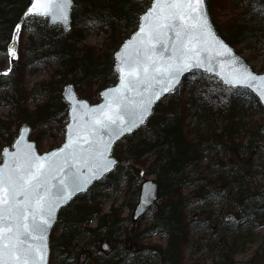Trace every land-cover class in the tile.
Listing matches in <instances>:
<instances>
[{"label": "trees", "instance_id": "obj_1", "mask_svg": "<svg viewBox=\"0 0 264 264\" xmlns=\"http://www.w3.org/2000/svg\"><path fill=\"white\" fill-rule=\"evenodd\" d=\"M74 1L72 28L69 31H63L60 26L38 27L39 35L51 49L48 56L56 58L59 67H62L54 73L60 77L59 80H50L43 84L45 95L51 94L48 101L32 112L35 113L38 124L36 129H40L42 133H45L53 122H64L68 119V107L61 96H58L59 93L50 88L52 82L57 85L58 82L65 84L70 80L76 85L80 97L89 101L94 99L90 89L93 84L98 83L99 91L116 83L114 52L136 30L141 14L151 3V0ZM248 1L233 0L238 6ZM261 1L262 4L256 3ZM252 3L250 10L244 12L245 20L243 19L241 24L223 25L218 23L214 16V0H207L209 13L218 33L234 48L252 35L254 39L264 36V0H252ZM28 4L29 0H0V48L6 50L14 41L17 24L21 25V29L15 41L18 46L21 45V36L28 27L24 24L26 18L23 17ZM30 18L36 20L38 17L27 19ZM85 25H89V28H82ZM95 25H98L97 32H106L110 36L106 48L101 51L82 44L86 38L85 32L91 29L93 31ZM237 52L240 53L239 50ZM30 63L29 60L22 61V68H12L11 73L7 75L1 73L0 88L5 89L7 93L12 82L14 91L20 88L18 81L21 79V71L18 76L14 74L12 78L13 71L17 73L22 70L23 81L25 69ZM199 75L200 78L192 85L189 98H184L177 89L166 101H160L156 105L145 127L124 136L115 145L113 153L120 162L114 172L108 174L104 180L96 182L86 194L76 197L61 209L55 226L60 235L54 236L53 232L50 236L51 258L56 255L61 264H70L73 260H79L78 255L82 253L80 245L86 243L87 239L89 244H86V249L92 246L99 249L101 239L105 237L110 241L112 248L113 242L117 243V250L110 252L107 257L105 254L102 257L100 252H96L93 255L95 264H184V249L189 241L190 225L185 208L195 203L202 206L199 207L200 211L206 210L207 203L215 199V196L220 200L224 194L225 198L218 201L223 209L220 217L233 213L235 222L230 224L232 228H241L243 224L253 225L254 221L258 222L255 226L258 228L264 223V181L261 187H239L238 180H244L252 174L248 173L249 168L246 169L235 161L230 163L231 160L226 158L232 148L243 145V136L247 133L251 136L247 147L259 149L260 142H264V124H252L246 121L244 116H240V110L231 106H219L220 99L216 101L211 93L216 86H220L224 90L221 96L227 97L229 101L231 98L227 91L246 92L256 98L246 89L225 87L208 74ZM188 82L191 83L190 79ZM217 89L219 93L222 91ZM97 97L99 98L98 92ZM8 99L12 100L15 106L12 102L11 105ZM8 99L5 100V106L14 107V113L11 115L19 119L24 111L23 104L20 111L21 102L9 96ZM256 102L262 108L257 99ZM225 109L226 120L220 126L218 113ZM10 127L11 122L0 118V161L1 148L7 143L4 135L11 134ZM38 130L32 131L31 139L40 150L37 141L40 135ZM62 131L64 132V129ZM237 139L240 142H236ZM207 151L213 154L224 152L225 159L218 158L217 161L220 172L216 179L222 182L221 189H211L213 179L198 172ZM222 161L225 162L222 164ZM189 168L192 170L190 174L187 173ZM141 172L145 177L155 176L159 186V198L150 224L143 225L144 217L139 220L130 218L132 224L128 228L121 213L123 209L132 210L137 203ZM123 182H126L128 188L123 205L113 206L109 212H103L102 201L109 196L103 189L111 186L116 193ZM197 182L204 184L190 194L184 193L186 187H192ZM211 217L208 216L209 219ZM94 220H97V225L90 227ZM157 232L167 236L165 245L148 242ZM228 237H219L224 248H227L225 243L230 242ZM224 257L228 264L233 263L225 254ZM192 264L203 263L194 261ZM236 264H264V244L259 245L247 262Z\"/></svg>", "mask_w": 264, "mask_h": 264}, {"label": "snow or ice", "instance_id": "obj_2", "mask_svg": "<svg viewBox=\"0 0 264 264\" xmlns=\"http://www.w3.org/2000/svg\"><path fill=\"white\" fill-rule=\"evenodd\" d=\"M204 2L156 0L155 17L147 30L140 29L138 45L121 57V84L114 90L120 95L91 109L89 123L75 129V139L69 128L68 143L60 152L40 157L31 145L22 149L20 140L15 153L4 150L12 163L0 169V264H44L46 233L56 208L111 170L117 163L108 157L113 140L143 124L154 100L172 91L184 72H213V60L227 58L218 61L221 70L225 63L230 66L223 82L254 91L264 101V77L236 67V57L209 25ZM71 6L72 0H32L24 16L65 22ZM20 29L17 24L14 40ZM165 52L170 53L167 59ZM9 54L15 58L14 48H9ZM127 92L138 99L127 97ZM81 141L88 148L79 147Z\"/></svg>", "mask_w": 264, "mask_h": 264}, {"label": "rangeland", "instance_id": "obj_3", "mask_svg": "<svg viewBox=\"0 0 264 264\" xmlns=\"http://www.w3.org/2000/svg\"><path fill=\"white\" fill-rule=\"evenodd\" d=\"M214 2V16L216 18V21L221 24L223 23V25H233L237 23L241 24L243 19L245 20V17H243L244 12L250 10L251 5L254 3H252V0H249L247 3L238 6L237 2H233V0H214ZM256 3L262 4V1ZM258 7L260 6L258 5ZM24 18H26L24 24L28 25V27L21 36V45L18 46V43H16V41L14 40L8 45L9 47L7 46L8 48L6 50L4 48H0V74L4 72L10 74L12 68H14L15 70L16 67L18 68V66L22 68V61H31L28 68L25 69L23 81L22 70H19L17 73L13 71L12 78L14 74L18 76L21 71V79H19L18 81L19 85L21 86L20 88H17L14 91L13 82L12 85H10L11 88L7 89V93H5V89L0 88V118L7 122H11V134L4 135L7 143L2 146L1 150L5 146L11 145L22 124H28L31 127V132H35V130H38L36 129V126L38 125L36 122V116L34 115L35 113L33 114L32 112L46 104L51 94L47 93L45 95L43 91V84L50 80H59L60 77L54 73L55 70L62 68L59 67L60 64L56 60V58L48 56V53L51 52V49L48 45H46V41L42 39V36L39 35L38 32V27L43 28L44 25H49L47 18L38 17L36 20H34L33 18L27 19L28 17ZM246 20H248V18ZM49 26L52 27V25ZM82 28H89V25L82 26ZM97 29L98 25H95L93 31L92 29L86 31V38L82 44L87 46L90 45L101 51L106 48V44L110 40V36L106 32H97ZM9 48H14L16 54L15 58H13L9 54ZM235 49L239 50V54L246 59V61L255 71H257L258 73L264 72V36L260 37L259 39H254L252 35L249 37V39L237 44V48ZM197 78H200V75L194 74L192 77H190L191 83L185 81L178 88L184 98H189V92L192 88V85L194 84V81ZM70 83L74 84L73 82H70V80L65 84H61V82H58L57 85L55 82H52L50 88L54 89L53 91L59 93L58 96H61L62 99L63 88L65 85ZM217 88L221 89L222 91L219 93ZM90 89L91 94L94 98L91 102L96 103L95 101L97 99H101L99 93L102 89L98 91V83L93 84ZM97 92L99 98L97 97ZM222 92H224V90L220 86H216L215 90L211 93L216 101L217 99H220L219 106L222 105L223 108H230L231 106L236 110H240V112L238 113L241 117L244 116V119L246 121H250L252 124H255V122L257 124H264V112L256 102V99H254L249 93L227 91L228 95H230L231 98V100L229 101L227 97L221 96ZM8 96L21 102L20 111H22L23 104L24 111L21 112V117L19 119L14 115H11V113H14V107L5 106V100L8 99ZM8 100L10 103L12 102V100ZM162 101H166V99ZM13 105L15 106L14 103ZM226 113V109L218 113V124H220V126H222L224 124V121L226 120ZM67 121L64 120V122H53L49 129H46L45 133H42L40 129L38 130V132H40V135L38 136L37 141L41 147L40 152L48 151L51 148L58 147L64 141V132L62 131V129H64ZM250 137L251 136L249 133L245 134L243 136V145H240L238 148H232L231 153L228 155L229 157H226L228 158L227 160H231L230 163L235 161L240 166L246 169L249 168L248 173L252 174V176L248 175L246 179L241 181L238 180L237 182L238 186H243V188H253L255 186L261 187V184H263L264 181V142L263 144L262 142H260L259 149H257L256 147L251 149L250 147H247ZM235 141L240 142L238 141V139ZM218 158L225 159L223 151H219L217 154H213L210 151H207L205 154V158L200 164V171H198L213 179V183L210 186L211 189L222 188V182L216 179V176H218V173L220 172V166L217 162ZM224 162L222 161V164ZM190 172H192L191 168L187 170L188 174H190ZM140 176V188L142 183L146 179H155L154 175L145 177L143 172H141ZM203 184L204 183L197 182L192 187H186L184 189V193L190 194L198 187H202ZM127 189L128 188L126 182H123L121 184L120 189L116 193L113 192L111 186H106L103 191L106 192L109 196L105 197L102 201L101 205L103 212H109L111 210V207L113 206L118 207L121 204L123 205V202L126 198ZM214 198L215 199L207 203V206L205 205L206 210L202 209L200 211L199 207L201 205L195 203L185 208V213L188 216L190 225L188 236L189 241L184 249V264H192L194 261H199L203 264H228L224 257V254L233 261V263L231 264H236L237 262L245 263L251 258L253 254H255V252L259 248V245L264 244V223L262 225H259L258 228L255 227L258 224L257 221H254L253 225L243 224L241 228H232L230 224L235 222V215L233 213L222 218L220 217L221 211H223V209L221 208V205L218 201L224 199L225 194L220 200H218L216 196ZM259 206L260 205H258V207ZM154 209L155 206L152 207L146 214V216L144 217L145 220L143 222V225L150 224L153 221ZM121 215L125 219L133 218V209H123ZM196 216H204L205 219H201L202 222L195 221L194 218ZM208 216L212 217L209 219ZM126 223L127 225L125 226L130 228L132 224L131 219ZM95 225V222H92L89 226L95 227ZM54 229V236H58V234H60V231H58L56 228ZM220 236H229L228 238L230 242L225 243V246H227V248H224V244L219 240ZM166 241L167 236L157 232L153 235L151 240L149 239L148 242H155L165 245ZM233 241L236 242L234 243ZM88 242L89 240L87 239L86 243L80 245V249H82V256L87 257L81 259V256L78 255L79 260H73L72 262H70V264H95L96 262L93 255L96 252H100L102 257L104 256V254L106 255L105 257H107L110 252H114L117 250L115 249V244H117L116 242H113L114 248H112L111 245L108 246L107 250H104L101 247V245H103L104 243H110V241H108L105 237L101 239L99 249L95 246H92L90 249H86V244H89ZM98 254L99 253H97V255ZM58 258L59 257L56 255L53 256L50 260V264H61Z\"/></svg>", "mask_w": 264, "mask_h": 264}, {"label": "water", "instance_id": "obj_4", "mask_svg": "<svg viewBox=\"0 0 264 264\" xmlns=\"http://www.w3.org/2000/svg\"><path fill=\"white\" fill-rule=\"evenodd\" d=\"M31 3H32V0L29 1V4H28L26 10L31 6ZM74 4H75V2H74V0H72V6L69 8V10L67 12L68 19L65 22H61L59 20L53 21V19L51 17H41V18H47L49 25H52V26L53 25H59L64 31L67 32L72 27V13H73ZM155 5H156V0H152L150 6L146 9L145 12H143L141 14L136 30L128 38H126L122 42L120 47L114 52L113 68H114V71L117 75V82L113 85H110V86L103 88L100 91L101 100L99 102L91 103L86 98L80 97L77 90H76L75 85L72 83L64 86L63 91H62V99L69 107V109H68V122L66 123L65 128H64L65 129L64 141L58 147H55V148L48 150V151H45V152H40L38 150L36 142L34 140H31V138H30L31 127L28 124L24 123L19 128L17 136L14 138L12 145L6 146L2 150V161L0 163V169H4L5 165H10L12 163L10 156L5 155L4 150L7 149L9 154L15 153L17 150L15 145H16V142L18 140H20V146L22 149L26 148L28 145H31L32 151H34L35 154L40 156V157L48 156L53 152H60V150L63 149L64 146L68 143V137L70 135L69 128L73 129V132L71 133V135L75 139V136H76L75 129L77 127H84L89 123L90 115H91V113H90L91 109H95V108H98L99 106L105 105L106 103H108L113 98L114 95H120L119 93H115L114 90L119 88L120 84H121V72H120V68L122 67L121 57L126 55V54L132 53L134 51L135 47L138 45V39L137 38L140 36V29L143 27L147 30L148 25L152 22L153 18L155 17V14H156V12L154 11ZM204 8H205V11L207 14L209 25L211 26L214 35L216 36V38L218 40L222 41L232 51L233 56L236 57V59H237L236 67L247 68L251 73H253L257 77H264V72L258 73L257 71H255L249 65V63L246 61V59L242 55H240L235 50V48L233 46H231L228 42H226V40L218 33L216 27L214 26V24L212 22V19H211L209 10H208V6H207V0H205V2H204ZM150 13H151V15H149ZM160 54H161L160 50L158 49L157 55H160ZM169 55H170L169 52L163 53V57L165 59H167V57ZM226 59L227 58H224V57H217L216 59H214L213 65L215 67V71H213V72H206L203 69H195L192 71L184 72L179 77V83L175 85V87L172 91L163 93V95L160 97L159 100H154V102L151 106L150 112L147 115V117L145 118L143 124H139L137 127L133 128L130 132H125L118 139L113 140L111 148L108 152V157L110 159H114L117 163L111 167L110 171L104 173V175L102 177H100L99 179H93L86 186V189L84 191L75 192L66 203H62L56 208V211L54 213V220L51 224V227L48 228L47 233H46V239H45L46 250H45L44 264H50V257H51L50 236H51V233H52V231H53V229H54V227L58 221V214H59L60 209L62 207L67 206L76 196L86 193L89 190V188L95 182L103 180L108 174H110L111 172H113L116 169L117 165L119 164V159L115 155H113V150H114L115 145L118 143V141L123 139L124 136L132 134L135 130L144 127L147 124V122L149 121L150 117L153 115V112L155 110L156 105L160 101L166 99L171 93L175 92L180 87V85L183 83L184 79L187 78L191 74L200 73V72L205 73V74H208V75H211V76L217 78L224 86L230 87L229 85L225 84L223 82V79H222V76L225 75L229 71L230 66L227 63H225L223 70H221V68L219 67V63H218V61H224ZM258 83H259V81H258ZM157 87H159V86L157 85ZM240 89H246L252 95H254L264 110V101H262L260 99L259 95L256 92L251 91L247 88H240ZM125 95L129 98L138 99V97L135 96L134 92H127V93H125ZM74 116H75V120L73 119ZM21 136L23 137L22 140H21ZM105 139H107V137H105ZM79 147L86 149V148H88V145L84 144L81 141ZM70 163H71V161H70ZM82 170L85 172V174L87 173V169H82ZM158 196H159L158 183L154 179L145 180L142 183L141 188H140L138 201H137V204L134 208L133 218L135 220H138V219L142 218L143 216H145L146 213L150 210V208L154 205V203L158 200ZM201 219H203V216H196L195 217V220H201ZM108 246L109 245L107 243L103 244L104 249H107Z\"/></svg>", "mask_w": 264, "mask_h": 264}, {"label": "flooded vegetation", "instance_id": "obj_5", "mask_svg": "<svg viewBox=\"0 0 264 264\" xmlns=\"http://www.w3.org/2000/svg\"><path fill=\"white\" fill-rule=\"evenodd\" d=\"M8 51H9V50H8ZM127 221H130V218H126V222H127ZM92 222H93V223L95 222V224L97 225V220H94V221H92ZM126 222H125V225H127ZM96 225H95V226H96ZM59 235H60V234H58V236H59ZM109 244H110V243H109ZM110 245H111V244H110ZM102 246H103V245H101V247H102ZM111 247H112V245H111ZM102 248H103V247H102ZM133 248H134V245H133ZM80 256H81V259L87 257V256H86V257H85V256L83 257L82 254H81Z\"/></svg>", "mask_w": 264, "mask_h": 264}]
</instances>
